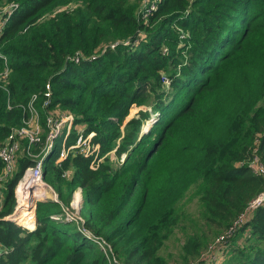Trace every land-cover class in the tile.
I'll use <instances>...</instances> for the list:
<instances>
[{"label": "trees", "instance_id": "trees-1", "mask_svg": "<svg viewBox=\"0 0 264 264\" xmlns=\"http://www.w3.org/2000/svg\"><path fill=\"white\" fill-rule=\"evenodd\" d=\"M1 2L17 6L0 40V147L31 118L32 101L43 133L38 144L21 140L18 172L2 177L0 159V264H171L161 252L186 226L191 192L210 229L205 245L264 192V175L250 167L255 157L264 166V0ZM150 100L160 119L140 135L143 119L133 118L123 135L131 106ZM69 114V134L46 152L48 117ZM78 126L107 155L95 168L79 149L59 160ZM113 153L126 154L120 165ZM38 158L58 199L37 202V226L25 213L30 230L9 216ZM78 190L80 218L65 220ZM198 233L186 234L181 264L200 258ZM217 248L204 264L230 253L229 264H264V204Z\"/></svg>", "mask_w": 264, "mask_h": 264}, {"label": "built area", "instance_id": "built-area-1", "mask_svg": "<svg viewBox=\"0 0 264 264\" xmlns=\"http://www.w3.org/2000/svg\"><path fill=\"white\" fill-rule=\"evenodd\" d=\"M16 6L17 5L14 3L4 4V5L0 4V40L3 33V29L5 28ZM114 46L115 44L112 47ZM77 60H79V58H77ZM2 75L4 77H7L9 75V70L6 69L2 73ZM167 81L168 79H166L165 82ZM46 89L47 90L45 92V95L47 99L45 101V105H48L50 102V97L52 95L51 85L49 83L46 85ZM32 102L30 103L31 118L26 122V125L14 129L0 147V159L4 163V175L2 177H8L12 175L15 171H17L16 163H17L18 153L21 149L22 139L27 138L31 144H38L42 139L40 130L41 128L43 129V127L39 121L38 111H36V109L31 105ZM73 121H74L73 114L63 115L59 120L55 119L53 115H50L48 117V126L50 127V131L47 137L46 152L47 151L49 152L53 149L54 143L56 141V137L60 133L61 126L68 124L69 130L67 129V132L65 133V136H67L71 130L70 128L73 124ZM93 136L94 133L85 135L84 131H79L75 144L70 145L68 147H65L64 145L60 153L59 160L66 158L71 152L75 151L76 149H79L80 152H82L86 157H91V156L93 157L91 166L95 168L98 165V163L95 162H96V158L99 156L100 145L99 144L94 145L92 143ZM255 161H256V168L253 167V162ZM250 167H252L255 172L264 175V166L261 164L258 157H255V159L250 162ZM47 187H49V185L46 182L44 176V160L43 158H40L39 160H37V163L34 166L27 168L22 174V177L16 186L17 189L15 188L16 208L14 213L10 215L11 216L10 218L18 222L21 216V211L25 208L27 209L31 208L33 213H35L36 205H33V201L35 196L41 195L40 193L37 194L35 192H37L38 188H43V190H45L47 189ZM41 190L42 189H40V191ZM55 196L57 199L56 194ZM262 204H264V192L259 194L256 198H254L250 202L246 211L241 213L238 219L233 224H231L229 228L224 230L223 233L219 234L216 237L217 240L215 243L210 244V249L214 248L215 245H217L216 248L219 247L221 244L225 243L230 237H232L237 232L238 228L247 221L248 213L258 208ZM53 217L59 219L58 215H54ZM79 218H80L79 216L75 218L68 214L67 220H76ZM90 237L92 238L94 237V240L97 243H99L104 250L110 248V244L104 238L102 237L99 238L93 235H91ZM209 252H212V250H209ZM208 257L209 256L207 254L202 255L200 258L193 261L191 264H204V260ZM110 264H123V263L118 258L112 257L110 259Z\"/></svg>", "mask_w": 264, "mask_h": 264}, {"label": "rangeland", "instance_id": "rangeland-1", "mask_svg": "<svg viewBox=\"0 0 264 264\" xmlns=\"http://www.w3.org/2000/svg\"><path fill=\"white\" fill-rule=\"evenodd\" d=\"M1 4L4 5L5 2L4 3L1 2ZM169 83H170V80H168L166 82V86ZM167 91L170 92V90H167ZM169 92H167V93H169ZM155 106H156V104L153 102V100H150V102L148 104H142V105L133 104L131 106V108H130L129 115L127 116L126 120L122 124L121 130H122L123 135L130 128L129 125H128V122L131 119H133V118H141V119H143V123H142V125L140 127V135H143V134L149 132L150 129L152 128V126L154 125V123L157 122L160 119V117H161V113L158 110H155V108H156ZM143 114H145V116ZM73 124H74V121H73ZM73 124H72L70 129H72ZM67 129L69 130L68 124H65V125L61 126L60 133L56 137V139L58 137L62 136L64 132H67ZM79 131H84V129L82 127L78 126L77 133H79ZM42 133H43V129L41 128L40 134L42 135ZM120 140H118V144H119ZM32 156L34 158L36 157V155H32ZM106 156L107 155H101V153L99 151V156L96 158V162L95 163H98L100 161V159L103 160ZM125 157H126V154L122 155V157L120 159H118L117 156L114 155V153H113V154H111V161L115 165H120ZM39 159L40 158H38V160ZM19 167L20 166L18 165V161H17V163H16L17 172L20 169ZM29 167H31V166H29ZM29 167H27V168H29ZM253 167L256 168V161L253 162ZM16 189H15V197H16ZM40 194L41 195L35 196L34 201H33V205L37 206V202L40 201V200L56 199L55 192H54L53 188H51L50 186L47 187V189L42 190L40 192ZM0 198H1V195H0ZM82 201H83L82 191L78 190V191L75 192V194L73 196L70 208L66 209L67 212L65 213V216L61 215L63 217V219L66 220L67 217H68V214L71 215L72 217L77 218L80 215V209H81ZM183 206H184V210H186L187 213H188V216H187L188 219L185 221V225L186 226H182L184 228L178 229V230H176L175 232L172 233V235L169 237V239L166 242V248L163 249V251L161 252V254L164 257H166V259H169L171 261V264H181L183 262V259H181V257H179V255H180L179 251H180L181 245L185 242L187 233H194L195 231H197V232H199L198 233L199 237L203 241L202 242L203 246L201 247V251H200L201 254L198 255L195 258H198L199 256L201 257L202 255H206V254L209 256L211 254V252H209V250L213 251L216 248V246H217V245H215L214 248L210 249V244L211 243H215L216 240H217L216 239V235L209 236L210 240L205 245V236H204V234H206L208 236L210 234V229L204 224V220H201L202 218H201V216L199 214L200 207L198 208V200H197V197L194 196L193 192H191L187 196V198L184 199ZM26 209L27 208H25V209H23L21 211V216H20L18 222L16 221L18 224L23 225L24 227H26V226L23 223L25 222L26 217H27L25 213L29 212V211H26ZM35 211H36V209H35ZM195 215H197V217H198L199 227L191 229V219H195V217H196ZM9 217H11V216H9ZM62 217L59 216V219H61ZM34 221H35V224L37 226V219H36V214L35 213H34ZM36 226H35V228H36ZM26 228H28V227H26ZM28 229H30V228H28ZM34 229H30V230H34ZM195 258H192L190 261L192 262ZM208 259H210V258H208ZM211 259H213L214 264H229V260L232 259V254L230 253V254L226 255V257L222 256L220 258L216 257L215 255H213L211 257Z\"/></svg>", "mask_w": 264, "mask_h": 264}, {"label": "bare ground", "instance_id": "bare-ground-1", "mask_svg": "<svg viewBox=\"0 0 264 264\" xmlns=\"http://www.w3.org/2000/svg\"><path fill=\"white\" fill-rule=\"evenodd\" d=\"M40 189L43 190V188H38V189H37V192H35V193H37V194L40 193V192L42 191V190L40 191ZM24 204H25V203H24ZM26 211L31 212L32 210H31V208H30V209H26ZM29 212H27V213H29Z\"/></svg>", "mask_w": 264, "mask_h": 264}]
</instances>
